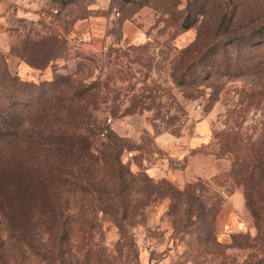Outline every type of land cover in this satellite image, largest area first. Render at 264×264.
Listing matches in <instances>:
<instances>
[{
    "label": "rangeland",
    "instance_id": "rangeland-1",
    "mask_svg": "<svg viewBox=\"0 0 264 264\" xmlns=\"http://www.w3.org/2000/svg\"><path fill=\"white\" fill-rule=\"evenodd\" d=\"M0 264H264V0H0Z\"/></svg>",
    "mask_w": 264,
    "mask_h": 264
},
{
    "label": "trees",
    "instance_id": "trees-1",
    "mask_svg": "<svg viewBox=\"0 0 264 264\" xmlns=\"http://www.w3.org/2000/svg\"><path fill=\"white\" fill-rule=\"evenodd\" d=\"M14 84H17V83H14ZM16 87H19L21 88V92L22 93H26L28 94L29 91L32 92L31 88H30V84L28 82H23V81H20L19 82V85H17ZM24 102V101H23ZM25 103H27V101H25ZM25 107L28 106V104H25ZM23 117V116H22ZM1 121H3L5 124H3L4 126L6 127H10L12 125V122L15 121V116L12 115L11 119L9 118V116H4L2 117ZM23 121V120H22Z\"/></svg>",
    "mask_w": 264,
    "mask_h": 264
},
{
    "label": "built area",
    "instance_id": "built-area-1",
    "mask_svg": "<svg viewBox=\"0 0 264 264\" xmlns=\"http://www.w3.org/2000/svg\"><path fill=\"white\" fill-rule=\"evenodd\" d=\"M57 12H58V10H55L53 14L49 15V18H52V16L55 15ZM106 122H107L108 125H110L111 122H112V118L109 117V118L106 120ZM106 133H107V130H104V131L101 133V135L104 136ZM131 154H132V153L130 152V155H131Z\"/></svg>",
    "mask_w": 264,
    "mask_h": 264
}]
</instances>
